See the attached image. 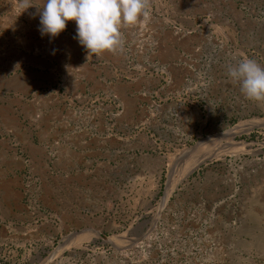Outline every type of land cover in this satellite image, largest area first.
<instances>
[{
	"label": "rangeland",
	"instance_id": "1",
	"mask_svg": "<svg viewBox=\"0 0 264 264\" xmlns=\"http://www.w3.org/2000/svg\"><path fill=\"white\" fill-rule=\"evenodd\" d=\"M43 3L0 0V264H264V102L227 74L264 0H150L102 55Z\"/></svg>",
	"mask_w": 264,
	"mask_h": 264
},
{
	"label": "clouds",
	"instance_id": "2",
	"mask_svg": "<svg viewBox=\"0 0 264 264\" xmlns=\"http://www.w3.org/2000/svg\"><path fill=\"white\" fill-rule=\"evenodd\" d=\"M19 5L32 7L31 0H19ZM150 8V0H44L39 31L54 38L75 21V39L88 54L116 53L123 48L122 28L147 22ZM227 74L247 99L264 102V66L242 56L227 67Z\"/></svg>",
	"mask_w": 264,
	"mask_h": 264
},
{
	"label": "bare ground",
	"instance_id": "3",
	"mask_svg": "<svg viewBox=\"0 0 264 264\" xmlns=\"http://www.w3.org/2000/svg\"><path fill=\"white\" fill-rule=\"evenodd\" d=\"M205 159H204V157H201V159L198 161V163H201L202 161H204ZM194 163H196V162H194ZM197 165L198 164H196V165H189L188 167H186L184 170H183V172H182V174H181V177L180 178H178V181L180 180V179H182V178H186L188 175H189V173H191V172H193L192 170L193 169H195L196 167H197Z\"/></svg>",
	"mask_w": 264,
	"mask_h": 264
}]
</instances>
